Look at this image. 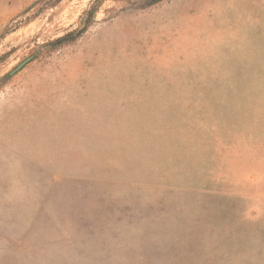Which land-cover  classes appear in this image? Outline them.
<instances>
[{"label":"rangeland","instance_id":"1","mask_svg":"<svg viewBox=\"0 0 264 264\" xmlns=\"http://www.w3.org/2000/svg\"><path fill=\"white\" fill-rule=\"evenodd\" d=\"M0 264H264V0H0Z\"/></svg>","mask_w":264,"mask_h":264}]
</instances>
